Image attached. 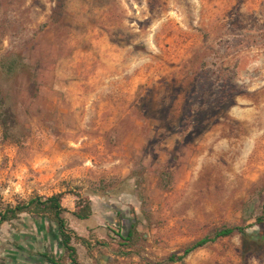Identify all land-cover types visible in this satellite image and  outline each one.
Here are the masks:
<instances>
[{
  "label": "rangeland",
  "instance_id": "obj_1",
  "mask_svg": "<svg viewBox=\"0 0 264 264\" xmlns=\"http://www.w3.org/2000/svg\"><path fill=\"white\" fill-rule=\"evenodd\" d=\"M61 191L80 264H264V0H0V207ZM52 227L0 264H69Z\"/></svg>",
  "mask_w": 264,
  "mask_h": 264
},
{
  "label": "trees",
  "instance_id": "obj_2",
  "mask_svg": "<svg viewBox=\"0 0 264 264\" xmlns=\"http://www.w3.org/2000/svg\"><path fill=\"white\" fill-rule=\"evenodd\" d=\"M65 196H71L75 199L74 210L72 212L68 211L62 206V200ZM69 214L77 220L85 221L89 219L92 215L91 202L87 198L80 197L77 193L71 192H61L53 194L49 197H34L25 203H17L14 206L7 205L0 207V226L3 224H10L13 221L18 220L21 216L25 215L28 218L33 219H44L52 224V232L50 233L60 248L63 255L69 264H80L77 259V252L73 246L75 240L81 241L82 239L74 235L73 231L69 229L68 224L63 217V215ZM261 219H258L260 223ZM27 219L25 220V222ZM234 234H239L241 237L245 238L246 233L244 229L239 227H221L204 238L195 242L190 248L183 252L184 256H188L196 249L205 247L208 244H212L219 239L231 237ZM117 236L123 241H129L132 238V232H127L126 236ZM43 259L46 264H61V261L56 258L53 254L48 252H43L37 255ZM183 257H176L171 255L167 259V263L182 262Z\"/></svg>",
  "mask_w": 264,
  "mask_h": 264
},
{
  "label": "crops",
  "instance_id": "obj_3",
  "mask_svg": "<svg viewBox=\"0 0 264 264\" xmlns=\"http://www.w3.org/2000/svg\"><path fill=\"white\" fill-rule=\"evenodd\" d=\"M61 192H63V191H61ZM58 193H60V192H58ZM69 198H70V196H65L64 198H63V200H62V206L64 207V208H66L68 211H70V212H72L73 210H74V199L72 198V201H69ZM91 206H92V204H91ZM72 207V208H71ZM93 216V213H92V215H91V217ZM90 217V218H91ZM89 218V219H90ZM89 219H87V220H89ZM87 220H85V221H87Z\"/></svg>",
  "mask_w": 264,
  "mask_h": 264
}]
</instances>
